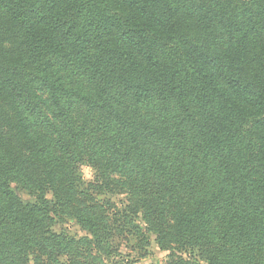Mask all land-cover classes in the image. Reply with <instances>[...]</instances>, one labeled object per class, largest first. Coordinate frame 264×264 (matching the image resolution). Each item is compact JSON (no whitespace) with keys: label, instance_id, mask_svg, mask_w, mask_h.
Listing matches in <instances>:
<instances>
[{"label":"trees","instance_id":"trees-1","mask_svg":"<svg viewBox=\"0 0 264 264\" xmlns=\"http://www.w3.org/2000/svg\"><path fill=\"white\" fill-rule=\"evenodd\" d=\"M139 217L169 264H264V0H0V264Z\"/></svg>","mask_w":264,"mask_h":264},{"label":"rangeland","instance_id":"rangeland-1","mask_svg":"<svg viewBox=\"0 0 264 264\" xmlns=\"http://www.w3.org/2000/svg\"><path fill=\"white\" fill-rule=\"evenodd\" d=\"M79 184L88 185L94 180L95 171L88 164H80L78 166ZM13 190L18 193L25 203L33 200V195L23 188L13 185ZM49 200H52V194H47ZM107 200L110 201L116 208L124 209L128 204V197L125 194L107 195ZM134 226L137 228L118 226L113 237H111L105 249L101 252L94 249V255L101 259L97 264H169V251H162L156 241V235L150 231L147 225L143 223L141 218L134 220ZM54 230L65 233L74 238H84L88 233L79 226L73 219L56 220ZM38 259V264H48L43 258ZM32 261L29 264H35ZM65 261V259H61ZM50 264V263H49Z\"/></svg>","mask_w":264,"mask_h":264}]
</instances>
